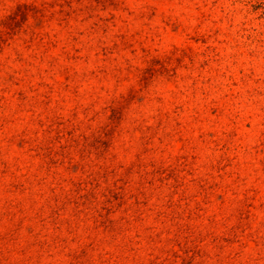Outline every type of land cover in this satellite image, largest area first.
I'll use <instances>...</instances> for the list:
<instances>
[{
    "label": "rangeland",
    "instance_id": "1",
    "mask_svg": "<svg viewBox=\"0 0 264 264\" xmlns=\"http://www.w3.org/2000/svg\"><path fill=\"white\" fill-rule=\"evenodd\" d=\"M0 264H264V0H0Z\"/></svg>",
    "mask_w": 264,
    "mask_h": 264
}]
</instances>
